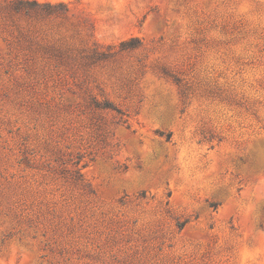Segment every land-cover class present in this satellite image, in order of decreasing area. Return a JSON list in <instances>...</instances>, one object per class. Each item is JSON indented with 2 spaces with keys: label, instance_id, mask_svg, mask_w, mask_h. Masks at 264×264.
Segmentation results:
<instances>
[{
  "label": "rangeland",
  "instance_id": "rangeland-1",
  "mask_svg": "<svg viewBox=\"0 0 264 264\" xmlns=\"http://www.w3.org/2000/svg\"><path fill=\"white\" fill-rule=\"evenodd\" d=\"M10 1L0 264H264V0Z\"/></svg>",
  "mask_w": 264,
  "mask_h": 264
},
{
  "label": "trees",
  "instance_id": "trees-1",
  "mask_svg": "<svg viewBox=\"0 0 264 264\" xmlns=\"http://www.w3.org/2000/svg\"><path fill=\"white\" fill-rule=\"evenodd\" d=\"M8 12L13 16H18L26 21L41 20L51 17H64L68 11L67 4L64 2H40L38 0H12L9 2ZM141 45V40L138 37H132L129 40H124L120 43V49L118 52H113L115 47L109 46L107 49H101L95 47L93 52L86 56L85 59L92 63L103 61L111 58L113 55L119 52L128 51L137 48ZM87 63V61H86ZM95 106L98 108H112L119 113H122L117 107L113 106L110 102L100 103L94 101ZM167 138H171V133L167 135Z\"/></svg>",
  "mask_w": 264,
  "mask_h": 264
}]
</instances>
